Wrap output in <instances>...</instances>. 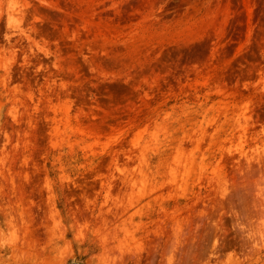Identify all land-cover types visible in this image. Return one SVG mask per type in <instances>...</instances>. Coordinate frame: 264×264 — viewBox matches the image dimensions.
Here are the masks:
<instances>
[{"label":"rangeland","instance_id":"1","mask_svg":"<svg viewBox=\"0 0 264 264\" xmlns=\"http://www.w3.org/2000/svg\"><path fill=\"white\" fill-rule=\"evenodd\" d=\"M149 1L0 0V264H264V0Z\"/></svg>","mask_w":264,"mask_h":264},{"label":"bare ground","instance_id":"2","mask_svg":"<svg viewBox=\"0 0 264 264\" xmlns=\"http://www.w3.org/2000/svg\"><path fill=\"white\" fill-rule=\"evenodd\" d=\"M156 1H157V0H150L149 3H148V5H150V7L153 9L154 6H155V4H156ZM155 24H156V23H155ZM158 25H159V24H158ZM162 25H164V24H162ZM162 25H159V26L161 27ZM157 27H158V26H157ZM201 28H203V27L201 26Z\"/></svg>","mask_w":264,"mask_h":264},{"label":"water","instance_id":"3","mask_svg":"<svg viewBox=\"0 0 264 264\" xmlns=\"http://www.w3.org/2000/svg\"><path fill=\"white\" fill-rule=\"evenodd\" d=\"M72 264H77V263H72Z\"/></svg>","mask_w":264,"mask_h":264}]
</instances>
